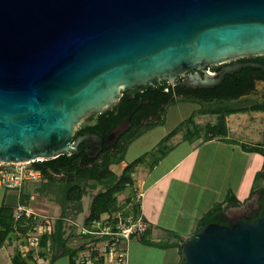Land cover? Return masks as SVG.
I'll return each mask as SVG.
<instances>
[{
	"label": "water",
	"instance_id": "95a60500",
	"mask_svg": "<svg viewBox=\"0 0 264 264\" xmlns=\"http://www.w3.org/2000/svg\"><path fill=\"white\" fill-rule=\"evenodd\" d=\"M258 56L264 0H0V163L76 155L80 144L94 159L131 115L105 136L77 130L124 91L179 77L187 89L214 88L243 68L264 74ZM181 255L183 264H264V213L208 223Z\"/></svg>",
	"mask_w": 264,
	"mask_h": 264
},
{
	"label": "trees",
	"instance_id": "16d2710c",
	"mask_svg": "<svg viewBox=\"0 0 264 264\" xmlns=\"http://www.w3.org/2000/svg\"><path fill=\"white\" fill-rule=\"evenodd\" d=\"M259 61L264 62V56L255 57ZM223 65L215 66L214 71H219ZM253 78L261 79L264 81V74L260 70H254L250 67L243 68L234 74H227L224 82L214 88H199L185 90V96L182 98H177L176 100L183 101H194L201 105L206 102H211L214 99H237L240 95L247 93L249 89L254 88L255 84ZM173 90H167L166 87L156 86L153 88L151 93L145 95L146 98L150 99V104L153 107H157V115L160 112L165 111L166 106L169 105L171 101H174ZM128 101V96L123 97L120 100V104ZM136 104V103H135ZM211 104V103H210ZM248 109L254 111L264 112V101L254 102L250 106H209L208 108H200L201 113L218 114L219 120L216 124H209L208 131L212 133V136L204 137L203 141L212 139L214 137H220L224 140L231 141L228 136V127L226 123V115L244 112ZM104 117H106L107 128L104 133L107 132L115 126L119 121L130 115L128 112H120L115 114L110 108L103 112ZM194 114L192 113L184 121H181L176 128L170 131L165 137L162 138V144L159 149L160 155L158 158L153 160L151 163H156L158 160L165 156L167 152L172 148L168 147L164 143L169 141L173 136H175L179 130L186 123H195ZM151 121V120H150ZM149 122V121H148ZM146 123V126H151L153 123ZM196 126V125H195ZM90 131H99V125H83L79 126L77 130V135ZM144 129H140L135 134L130 137V140L138 137ZM189 132L186 134L185 138L192 139L200 135V129L192 131L188 128ZM105 134V135H106ZM129 140V141H130ZM238 143L236 140H232ZM242 148L249 152H258L264 155V144H248L240 142ZM126 151V146L122 147L120 153L116 156L112 154L104 155L100 161L85 159L82 155H70L68 153L60 154L59 156L51 159H46L43 162L38 163V167L42 168L44 171V177L39 180L32 182V190L28 189L26 192L21 194V203H26L30 197L34 194L44 195L46 197L50 196L58 202L61 208L60 219L56 220L55 229L46 233L42 237L41 248L39 254L42 256H47L50 253V262L56 261L61 256H69L71 264H73V257L77 252V247L72 243L71 236L66 235L65 221L64 217L69 216V209L73 208L77 211H81L83 208V197L88 193V188L93 187L95 184L103 186L104 190L97 192L91 202L89 214L86 216L85 221L88 223L93 219L100 217L103 213L112 212L120 207L118 200V195L123 193L128 187L134 184V173L136 167L145 161V155L140 156L134 161L128 163L121 174H117L112 168V164L120 163L124 160V154ZM64 173L67 179H60L58 175ZM264 178V171H260L256 174V178ZM31 183V184H32ZM27 183L24 184V187ZM38 185V186H37ZM255 188L252 189V194L256 193ZM258 192V191H257ZM260 192L264 193V188L260 189ZM251 194V195H252ZM130 198H128L129 201ZM239 200L233 192H229L226 200L224 202H219L211 210H209L200 220L197 231H199L203 226L207 225L213 221H220L222 219V214L224 212L223 204L228 205L236 204ZM16 205L8 204L3 202L0 205V248L9 239H17V230L24 231L22 228V223L25 222L24 218L19 220L15 219ZM134 211L138 215L140 213V204L136 203L134 205ZM196 231V232H197ZM180 237V236H179ZM145 243L149 245H162L164 244L153 242L149 240H144ZM185 240L180 239L179 250L181 252ZM50 250V252L47 251ZM27 258H32L33 252L30 253ZM27 258H24L20 252L16 253L13 257V262L15 264H29ZM183 264V258H182Z\"/></svg>",
	"mask_w": 264,
	"mask_h": 264
},
{
	"label": "crops",
	"instance_id": "0c3cea01",
	"mask_svg": "<svg viewBox=\"0 0 264 264\" xmlns=\"http://www.w3.org/2000/svg\"><path fill=\"white\" fill-rule=\"evenodd\" d=\"M227 138L230 139V135ZM192 144L181 140L145 171L141 170L143 164L136 167L138 177L134 176L133 187L136 194L143 193L140 203H137L151 227L145 234L131 239L128 264H146L151 257L162 258L164 264H182L178 243L181 238L186 240L197 231L201 218L209 210L224 202L229 192H233L239 202L223 204L224 212L228 214L236 213L239 207L234 206H240L251 197L256 174L264 171V165L260 168L258 164L263 157L260 153L246 151L241 144L220 137L202 141L196 146ZM252 157L258 167H253L247 177ZM124 163L125 166L128 164ZM21 194L19 196L17 191L14 205L21 202ZM165 236L169 239L164 244L166 247L149 245L144 241L161 243ZM18 252L17 239L7 240L0 248V264H15L13 257ZM50 258L49 254L42 256L38 253V257L27 260L29 264H54Z\"/></svg>",
	"mask_w": 264,
	"mask_h": 264
},
{
	"label": "rangeland",
	"instance_id": "374dc122",
	"mask_svg": "<svg viewBox=\"0 0 264 264\" xmlns=\"http://www.w3.org/2000/svg\"><path fill=\"white\" fill-rule=\"evenodd\" d=\"M174 100V99H173ZM257 101H264V81H257L253 88L251 94L246 97H242L240 99H214L211 102H206L204 105L199 104L198 102L192 101H183V100H174L166 106L165 111L160 112L157 117H153L151 121L153 124L151 126H144L142 127L143 132L136 138L130 140V136L128 135L126 138L125 146L126 151L124 154V160L120 163L112 164L111 168L117 173L121 174L125 163H130L135 159L139 158L140 156L145 155V161L141 170H146L149 165L151 166V162L159 157L160 152L159 149L161 147V140L165 137L170 131L178 126L181 121H184L188 118L192 113L194 114V122L192 124L186 123L183 127L179 130V132L173 136L169 141L165 142L164 144L168 147H173L174 144L178 143L181 140H188L185 138L186 134H188L190 128L192 131L196 130V128L200 129V135L196 138L189 139L192 145L196 146L199 145L204 137L212 136V133L208 131L209 124H216L219 120L218 114H210V113H201L199 110L200 108H208L209 106H216V105H223V106H230V107H237V106H250V104L257 102ZM211 103V104H210ZM94 115L85 118L80 126L86 124L93 123ZM227 127H228V135H230V140H236L240 144V141L248 144H264V112L262 111H254L248 109L244 112H238L226 115L225 117ZM196 125V126H195ZM130 140V141H129ZM188 144L185 145L187 147ZM188 148V147H187ZM121 150V149H120ZM261 154V153H260ZM263 157H260L258 164L260 168L264 165V155L261 154ZM196 156V155H195ZM191 157L192 159L195 157ZM254 157L251 159V166L248 171L252 172L253 167H258ZM137 171V172H136ZM134 175L135 178L138 177V170H136ZM140 171V170H139ZM262 171V170H261ZM60 179H67V176L64 173L58 175ZM28 182L26 184V189L23 187L22 193L26 192V190L33 188L34 183ZM38 186V185H37ZM255 188V192L260 191V189L264 188V178H256L253 184ZM104 190L103 186L95 184L93 187L88 188V193L83 197V208L81 211H77L73 208L69 209V217L78 221L82 222L85 220L86 216L89 214L90 205L94 195ZM34 196V197H33ZM17 191L14 189H7L0 186V205L5 203L14 204L17 202ZM132 198H136V193L133 186L128 187L123 193L118 195L119 203L122 206H125L126 203ZM133 207L137 203V200H132ZM30 206H33L36 209L41 211L45 210V213H49L55 216L60 215L61 208L60 205L56 200L51 198L50 196L46 197L44 195H32L30 199L26 202ZM44 209V210H42ZM134 209V208H133ZM68 231L66 230V235L68 232L74 229L72 226L69 227V223L66 225ZM70 228V229H69ZM196 233V232H195ZM189 235V237L195 234ZM170 238V235H168ZM171 236V240H172ZM175 239V238H174ZM162 244L168 243L169 239L165 236L161 239ZM77 240H72L71 244H76ZM50 252L49 249H47ZM154 251L151 252L153 254ZM49 257H50V253ZM160 258V257H159ZM158 257L154 259L153 257L147 260L146 264H164L163 259H159ZM54 264H69V256H61L59 257Z\"/></svg>",
	"mask_w": 264,
	"mask_h": 264
},
{
	"label": "built area",
	"instance_id": "2783aa9c",
	"mask_svg": "<svg viewBox=\"0 0 264 264\" xmlns=\"http://www.w3.org/2000/svg\"><path fill=\"white\" fill-rule=\"evenodd\" d=\"M44 160L37 158L19 163H0V186L17 190L20 196L25 183L39 181L44 177V171L37 165ZM142 196L143 193L138 192L136 198L129 200L125 206L120 204L117 210L103 213L88 223L64 217L66 230L68 223L74 229L67 236L78 241L75 244L78 250L73 257V264H128L131 239L145 234L151 227L142 213L137 215L133 209L132 200L136 199L140 203ZM60 217L19 202L15 219H25L22 223L24 231L16 227L19 252L24 256L33 252V256L38 257L42 237L55 229L56 220Z\"/></svg>",
	"mask_w": 264,
	"mask_h": 264
},
{
	"label": "flooded vegetation",
	"instance_id": "af4514ba",
	"mask_svg": "<svg viewBox=\"0 0 264 264\" xmlns=\"http://www.w3.org/2000/svg\"><path fill=\"white\" fill-rule=\"evenodd\" d=\"M247 59L248 58H243L242 60H247ZM232 62L224 63L222 65L225 66V65H228ZM214 68H215V66H208L204 69H210V70L214 71ZM199 72L202 73V69H200ZM182 79H183V77H179L173 83L169 82V81H160V82H157V83L152 84V85H144V86H141L137 89L124 91L121 99L125 96H128V101L126 102V104H124V103L120 104V100H121L120 99L115 105L110 107V109L115 114H117V113L119 114L120 112L125 113V112L130 111L131 125L128 128V130L119 137V139L117 140L115 145H112L110 147H107L106 145H104L103 150L94 159H90V158H87L85 156V154L83 152V150L85 148L84 144L79 145L78 148L81 150V152L79 154H76V155H78V156L82 155V157H84L85 159L97 160V161H100V159L106 154H112L114 156L118 155L120 153V149H122V147H124V144L126 142L125 140H126L127 136L129 135L131 137L133 134H135V132H137L142 127H144L145 124L148 121H150L154 116H156L158 113L157 107H153L150 104V99L146 98L145 95H147L148 93H151L154 87L160 86V87H166L167 90H173V96H172L173 99L182 98L186 94V93H184L185 90H191V89H187L186 87L179 84V81H181ZM252 80H253L254 84L257 81H263L261 79H256V78H253ZM252 91H253V88L249 89L247 91V93L240 95L238 97V99L248 96L249 94L252 93ZM108 109H106V110H108ZM103 112L94 114L93 123L92 124H86V125H94V124L99 125L98 133L105 136L106 133H104V132H105L108 124L106 121V117H104ZM86 131H90V130H86ZM256 194L260 195L259 199L256 202H252L245 209L238 211L236 213H233V214H228V213L223 212L221 222L220 221H218V222L222 223V224H226V225H231L236 218H240V219H243V220L249 221V222L258 221L263 216V213H264V193L258 191L252 195L254 196ZM234 207L238 208L240 206L236 205Z\"/></svg>",
	"mask_w": 264,
	"mask_h": 264
}]
</instances>
